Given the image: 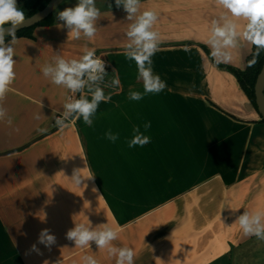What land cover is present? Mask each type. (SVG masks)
Segmentation results:
<instances>
[{
  "label": "crops",
  "instance_id": "crops-1",
  "mask_svg": "<svg viewBox=\"0 0 264 264\" xmlns=\"http://www.w3.org/2000/svg\"><path fill=\"white\" fill-rule=\"evenodd\" d=\"M76 4L63 0L54 24L17 37L16 76L3 101L12 123L0 121V264H83L84 255L115 264L94 242L79 248L66 238L89 221L118 230L112 244L133 249L134 264H248L259 249L264 257V240L235 223L245 210L264 211V118L237 77L209 56L215 0H141V11L158 15L152 68L167 87L139 101L128 99L130 89L143 92V81L124 55L126 12L115 0H95V36L73 39L57 27V13ZM85 46L107 64L101 86L111 100L99 104L92 126L81 117L61 131L54 122L67 90L40 68L55 55L78 58ZM252 52L242 46L221 64L245 69ZM115 75L119 87L108 86ZM135 126L150 143L129 148ZM109 130L115 143L105 138ZM74 169L93 178L77 187ZM43 229L56 237L51 248L37 242Z\"/></svg>",
  "mask_w": 264,
  "mask_h": 264
},
{
  "label": "clouds",
  "instance_id": "clouds-1",
  "mask_svg": "<svg viewBox=\"0 0 264 264\" xmlns=\"http://www.w3.org/2000/svg\"><path fill=\"white\" fill-rule=\"evenodd\" d=\"M215 4L220 12L211 20L209 36L204 41L209 48L211 60L216 65L230 63L233 59L232 50L247 45L254 49L253 61L249 64L251 66L264 52V0H215ZM115 5L117 8H123L127 14L126 20L129 22L126 32L128 43L124 47V55L128 60L135 62L138 70L137 78L143 81V92L130 89L128 99L139 101L145 95L159 93L167 87L166 82L161 80L158 74H154L152 68L151 58L157 51L159 42V34L153 30L158 15L153 10L141 11V0H115ZM57 18L62 22L57 27L66 28L69 38L84 37L91 40L96 34L101 12L96 7L95 0H77L74 7L58 11ZM29 22L24 11L18 7L17 0H0V121L7 120L9 124L12 121L8 117L3 101L16 76L14 71L16 61L13 58L15 45L19 40L16 31ZM8 24L11 26L5 28ZM6 36L11 37L8 43L5 40ZM106 68V62L96 56V50L87 46L83 48V54L78 58L65 59L61 55H55L51 62L41 66V73L51 84L67 90L62 105L63 111L55 117V127L63 131L69 123L81 117L86 125L92 126L99 104L111 100V96H106L101 86L108 75ZM115 72L114 69L113 73ZM119 85V77L115 75L108 86L119 87ZM56 111L53 107V113ZM34 119L39 121L42 117L40 114H35ZM150 127V122L144 124L145 130ZM36 131L45 133L47 129L37 127ZM105 138L115 143L119 137L109 130L105 133ZM148 143L150 137L144 135L139 126H135L128 147L137 145L143 147ZM83 170L74 169L70 178L77 187H80L83 181L93 178L91 175H82ZM92 190L96 191L95 188ZM235 223L239 225L245 236H255L259 240H264V211L245 210L237 217ZM117 236L118 230L107 223L93 227L90 221L87 224L75 223L74 228L66 233V238L73 241L75 247L90 248V243L94 242L98 249H106L108 255L115 258V264H134L133 249L112 244ZM37 242L51 248L56 243V237L50 234L48 229H43ZM30 251L41 254L36 244L31 246ZM82 261L83 264H99L91 255H84Z\"/></svg>",
  "mask_w": 264,
  "mask_h": 264
},
{
  "label": "trees",
  "instance_id": "trees-1",
  "mask_svg": "<svg viewBox=\"0 0 264 264\" xmlns=\"http://www.w3.org/2000/svg\"><path fill=\"white\" fill-rule=\"evenodd\" d=\"M32 3V8L29 10L26 17L31 16L35 14L36 12L42 10L49 2L50 0H30ZM55 22V16L54 13L50 14L48 17H46L44 20H42L40 23H38L35 26L22 29L16 33V36H26V37H34L33 36V30L35 27L39 25H52ZM11 39L10 36H6L5 40L6 42ZM254 51V49H253ZM253 61V52L248 56L247 58V65L245 69H240L234 66L225 65V64H219L220 67L225 68L232 72L238 79L240 85L252 101V103L256 105V96H255V84L257 81V77L259 73L261 72L263 65H264V52L260 54V56L256 59L255 63H252L251 66L249 64Z\"/></svg>",
  "mask_w": 264,
  "mask_h": 264
},
{
  "label": "water",
  "instance_id": "water-1",
  "mask_svg": "<svg viewBox=\"0 0 264 264\" xmlns=\"http://www.w3.org/2000/svg\"><path fill=\"white\" fill-rule=\"evenodd\" d=\"M63 2V0H50V2L40 11L35 14L26 17L30 22L22 27H19L16 33L22 29L29 28L37 25L50 14L54 13V11L58 8V6ZM11 25H5V28L10 27ZM255 96H256V105L257 110L264 118V65L257 77V81L255 84Z\"/></svg>",
  "mask_w": 264,
  "mask_h": 264
},
{
  "label": "rangeland",
  "instance_id": "rangeland-1",
  "mask_svg": "<svg viewBox=\"0 0 264 264\" xmlns=\"http://www.w3.org/2000/svg\"><path fill=\"white\" fill-rule=\"evenodd\" d=\"M17 5L20 9H22L25 13V16L28 14L29 10L32 8V3L30 0H17ZM9 25V24H8ZM259 249V252H255L252 255H248L247 262L248 264H264L260 258L262 257V251ZM264 259V257H262Z\"/></svg>",
  "mask_w": 264,
  "mask_h": 264
},
{
  "label": "built area",
  "instance_id": "built-area-1",
  "mask_svg": "<svg viewBox=\"0 0 264 264\" xmlns=\"http://www.w3.org/2000/svg\"><path fill=\"white\" fill-rule=\"evenodd\" d=\"M78 96H79V93L77 94V98H78Z\"/></svg>",
  "mask_w": 264,
  "mask_h": 264
}]
</instances>
